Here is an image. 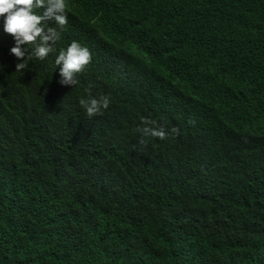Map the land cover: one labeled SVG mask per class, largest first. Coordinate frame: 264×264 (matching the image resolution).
Wrapping results in <instances>:
<instances>
[{
  "label": "trees",
  "instance_id": "trees-1",
  "mask_svg": "<svg viewBox=\"0 0 264 264\" xmlns=\"http://www.w3.org/2000/svg\"><path fill=\"white\" fill-rule=\"evenodd\" d=\"M68 5L20 72L0 18V264H264V0ZM142 118L180 135L141 145Z\"/></svg>",
  "mask_w": 264,
  "mask_h": 264
},
{
  "label": "clouds",
  "instance_id": "clouds-1",
  "mask_svg": "<svg viewBox=\"0 0 264 264\" xmlns=\"http://www.w3.org/2000/svg\"><path fill=\"white\" fill-rule=\"evenodd\" d=\"M68 0H0V18H3L4 33L13 37L15 46L10 49L12 55L23 63L16 65V72H20L27 67V62L32 59V55H26V48L23 46L34 45L33 55L43 60L49 53L54 52L55 44L60 39V31L57 27H50L48 22L54 21L60 29L67 25ZM36 9H44L42 14H38ZM92 54L89 48L83 46L78 41H72L70 46L59 51L55 59V64L60 67L59 83L64 86L79 84L77 75L82 73L91 63ZM80 105L85 109L89 118L102 115L103 111L109 107L110 98L102 95L93 98L91 95L87 99L81 98ZM189 123H193L189 121ZM140 134L139 143L147 146V138H158L165 140L170 137L175 138L180 135L178 127L170 130L151 118H142V126L135 129Z\"/></svg>",
  "mask_w": 264,
  "mask_h": 264
}]
</instances>
